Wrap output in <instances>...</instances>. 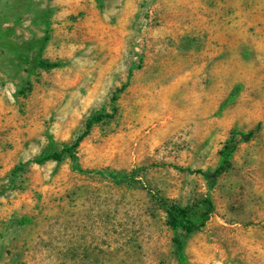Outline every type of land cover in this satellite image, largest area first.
Masks as SVG:
<instances>
[{"label": "rangeland", "instance_id": "rangeland-1", "mask_svg": "<svg viewBox=\"0 0 264 264\" xmlns=\"http://www.w3.org/2000/svg\"><path fill=\"white\" fill-rule=\"evenodd\" d=\"M0 264H264V0H0Z\"/></svg>", "mask_w": 264, "mask_h": 264}, {"label": "trees", "instance_id": "trees-1", "mask_svg": "<svg viewBox=\"0 0 264 264\" xmlns=\"http://www.w3.org/2000/svg\"><path fill=\"white\" fill-rule=\"evenodd\" d=\"M37 64L40 67L51 69L55 68L60 65L57 61H50L47 59H38ZM100 120L99 116H92L90 120L86 124V130L79 136L78 142L88 133L91 125L95 122ZM77 143L71 146H65L59 151H51V152H44L41 155L35 157L33 159L34 162L42 164L48 160H61L64 155L70 156L72 159H75L76 155L74 153V148L76 147ZM233 153V148H229L225 146L224 149L221 150V160L218 166H216L212 171L211 170H192L195 172L201 173L206 178L210 177V174L213 177L219 176L230 164V159ZM208 207L207 212L201 214L200 216H194V208L195 206L189 205H180V204H168L167 202L164 203L166 208V212L168 215V224L174 231L175 235L173 237L174 244L176 246V255L182 263L187 262L186 254L184 252V241L179 236V231H185L186 234H190L196 230H199L203 226H205L206 221L209 219L210 210L213 208V202L210 198L203 200Z\"/></svg>", "mask_w": 264, "mask_h": 264}]
</instances>
